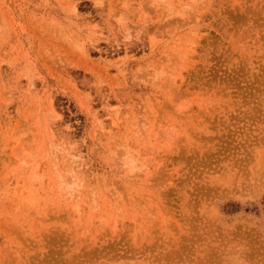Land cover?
Wrapping results in <instances>:
<instances>
[{"label":"rangeland","instance_id":"obj_1","mask_svg":"<svg viewBox=\"0 0 264 264\" xmlns=\"http://www.w3.org/2000/svg\"><path fill=\"white\" fill-rule=\"evenodd\" d=\"M0 264H264V0H0Z\"/></svg>","mask_w":264,"mask_h":264}]
</instances>
